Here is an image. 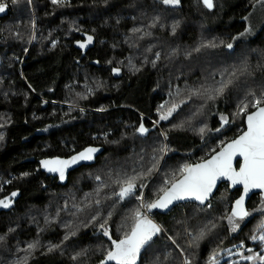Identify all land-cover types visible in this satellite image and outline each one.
<instances>
[{
  "label": "trees",
  "instance_id": "1",
  "mask_svg": "<svg viewBox=\"0 0 264 264\" xmlns=\"http://www.w3.org/2000/svg\"><path fill=\"white\" fill-rule=\"evenodd\" d=\"M258 1L213 0L210 10L201 0H0L9 4L0 17V200L9 202L0 206V264H101L143 203L245 129L253 101L264 104ZM89 145L101 154L66 181L41 170V158ZM129 180L134 194L121 198ZM240 192L223 183L205 205L147 209L161 230L136 264L264 252L251 239L264 235L262 194L232 231Z\"/></svg>",
  "mask_w": 264,
  "mask_h": 264
},
{
  "label": "snow or ice",
  "instance_id": "2",
  "mask_svg": "<svg viewBox=\"0 0 264 264\" xmlns=\"http://www.w3.org/2000/svg\"><path fill=\"white\" fill-rule=\"evenodd\" d=\"M58 0H53V3ZM180 0H163L165 4H179ZM208 8L213 7L212 0H204ZM5 11V6L0 5V12ZM92 41V37H88V42ZM85 45H81L84 47ZM232 47L231 44L228 45ZM223 92V88L218 90ZM255 95L254 93L252 94ZM262 100L255 99L253 106L256 108L255 112L247 115V130L233 140L226 147H224L216 155L202 163L195 165H184L180 171L183 178L172 183L171 187L164 191V195L159 197L154 202L143 203L142 207L151 211L155 208H167L173 200L193 197L196 200L203 202L207 199L209 193L215 187L216 181L225 177L232 182L233 185H243L244 195L236 200L232 215L228 217V221L232 224V231H236L239 225L235 218H243L248 215L244 209V196L247 195L250 189L260 188L264 189V106H261ZM248 105L243 104L242 111H247ZM171 110L169 111V115ZM161 119H167V116H161ZM224 123L228 120L222 117ZM142 133L147 131L143 126L139 129ZM204 130L201 129V132ZM2 138V137H0ZM96 149H87L78 157H73L68 161H44V167L52 172H59L60 178H64V169L69 164L75 163L78 159H91L92 153ZM239 156L243 158V162L237 170L233 166V161ZM136 185L133 180L126 182V186L122 187L118 195L123 198L134 194ZM143 187V186H142ZM16 193H12L15 196ZM143 199L142 196L138 197ZM0 206L9 207V202L0 200ZM104 226L101 225V228ZM160 227L147 218L139 209L134 214V224L130 232H126L122 239L112 240V248L106 251V259L101 261V264H107L108 261H113L115 264H136L141 248L151 240L152 236L160 232ZM105 235H109L108 230H104ZM252 240L259 239L264 241V235L259 237L252 236ZM29 247H34L30 245ZM259 259L264 264V256H244L245 260ZM209 264H218L216 255L210 257Z\"/></svg>",
  "mask_w": 264,
  "mask_h": 264
},
{
  "label": "water",
  "instance_id": "3",
  "mask_svg": "<svg viewBox=\"0 0 264 264\" xmlns=\"http://www.w3.org/2000/svg\"><path fill=\"white\" fill-rule=\"evenodd\" d=\"M202 3L204 4V6L207 8V9H212V8H208L205 3H204V0H201ZM213 2V0H212ZM0 5H4L5 6V11L3 12H0V17H3L5 15L8 14L9 12V4L8 3H5V2H0ZM85 53V49L82 50V55H84ZM261 106H264L261 105ZM256 111V108L254 110H252L251 112L247 113L246 116H245V129L239 134L237 135L236 137L228 140L227 142H225L217 151H215L214 153H212L210 156H208L207 158L201 160V161H198V162H195V163H192V164H189V165H195L197 163H202L204 162L205 160H208L210 159L212 156L216 155L218 152H220L224 147H226L229 143H231L233 140L239 138L240 135H242L246 130H247V115L252 113V112H255ZM96 149L95 152L92 153V158L91 159H78L75 163H72V164H69L67 167H65L64 169V178L61 179L60 178V173L57 171V172H52V171H49L47 168L44 167V161H55V160H61V161H68V160H71L73 157H78L80 153L82 152H86L87 149ZM102 152V147L101 146H97V145H89V146H86L85 148L73 153L72 155L70 156H67V157H61V156H52V157H44V158H41L39 160V163H40V167H41V170L46 172L48 175H52V176H57L59 178L60 181H66L67 178H68V175L71 171H73L74 169L80 167L81 165H85V164H92L96 158L98 157V155H100ZM243 162V158L242 157H239L237 156L235 158V160L233 161V166L239 170V167L240 165L242 164ZM183 178V174L178 178L176 179L174 182L180 180ZM172 182V183H174ZM171 183V184H172ZM223 183H227L229 185V188L230 190H234V189H241V192H240V195L233 201L232 203V207H231V212L233 211L234 207H235V202L236 200L240 199V197L242 195H244V192H243V185H240V184H237V185H233L232 182L230 180H228L227 178L225 177H221L219 178L217 181H216V184H215V187L212 189V191L209 193L207 199H205L203 202L199 201V200H196L195 198L193 197H187V198H184V199H178V200H173V202L171 204L168 205L167 208H155V209H152L151 211L148 210V213H154V212H160V213H167L173 206L179 204V203H184V202H192V201H195V202H198L199 204L201 205H205L207 204L211 198L213 197V195L215 194L216 190L218 189V187L223 184ZM171 184L165 189L167 190L168 188L171 187ZM262 194V196H264V189H260V188H253V189H250L249 192L247 193L246 196H244V209L245 211H247L248 213V201L249 199L252 197L253 194ZM164 195V191L159 195V197L163 196ZM158 197V198H159ZM157 198V199H158ZM156 199V200H157ZM239 218V217H237ZM244 218V217H243Z\"/></svg>",
  "mask_w": 264,
  "mask_h": 264
},
{
  "label": "rangeland",
  "instance_id": "4",
  "mask_svg": "<svg viewBox=\"0 0 264 264\" xmlns=\"http://www.w3.org/2000/svg\"><path fill=\"white\" fill-rule=\"evenodd\" d=\"M171 5H173V4H171ZM255 9H256V11L254 12L253 19L257 21L260 18L264 17V0H259L257 2V6H256ZM163 116H167V118H168L170 115H169V113H167V114H165ZM141 213H145L146 215H148L147 209H145V208L142 209ZM148 217L150 218V216H148ZM262 249L264 250V245H263V248ZM257 254L264 256V252L260 253L259 251H256L255 253H253V252L244 253V248H235V249L227 252L223 256L217 258V262L219 264L221 261H223L227 257H229L231 255H235L234 258H233L234 262L231 263V264H237L235 261L245 260V259H243L244 256H256ZM249 261L251 262V264H256V262L258 261V258L255 259V260H249Z\"/></svg>",
  "mask_w": 264,
  "mask_h": 264
},
{
  "label": "built area",
  "instance_id": "5",
  "mask_svg": "<svg viewBox=\"0 0 264 264\" xmlns=\"http://www.w3.org/2000/svg\"><path fill=\"white\" fill-rule=\"evenodd\" d=\"M259 264H262V262H261V263H259Z\"/></svg>",
  "mask_w": 264,
  "mask_h": 264
},
{
  "label": "crops",
  "instance_id": "6",
  "mask_svg": "<svg viewBox=\"0 0 264 264\" xmlns=\"http://www.w3.org/2000/svg\"><path fill=\"white\" fill-rule=\"evenodd\" d=\"M259 260V259H258ZM257 263V262H256Z\"/></svg>",
  "mask_w": 264,
  "mask_h": 264
}]
</instances>
